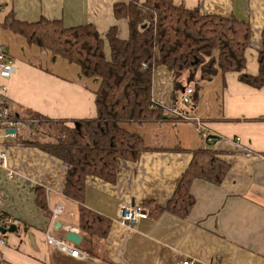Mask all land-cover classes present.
<instances>
[{
    "label": "crops",
    "instance_id": "1",
    "mask_svg": "<svg viewBox=\"0 0 264 264\" xmlns=\"http://www.w3.org/2000/svg\"><path fill=\"white\" fill-rule=\"evenodd\" d=\"M119 1L0 0V41L16 67L4 80L6 100L24 119L18 141L0 129V150L7 155V168L0 167V215L11 222L4 227L17 225V230H0V264H180L186 258L195 264H264V87L241 82L236 72H219L209 80L198 73L193 81L177 82L172 70L156 67L153 99L166 108L177 103L193 111L203 119L204 132L193 121L174 118L125 124L142 136L147 149L136 160L118 162L115 182L90 175L85 183L84 205L110 220L107 235L92 240V253L85 258L47 242V232L66 239L74 231L82 239L70 243L79 250L88 245L79 227V203L63 193L68 165L43 144L56 140L50 131L58 125L73 127L96 116L98 80L80 75L79 65L30 42L5 22L13 17L29 23L61 20L65 27L92 23L102 35L116 25L120 37L127 38L128 21L114 16ZM173 1L249 21L252 44L245 70L257 73L264 0ZM187 85L195 92L185 105L181 97ZM206 133L216 136L209 147L229 164V171L220 184L193 179L189 212L169 211L166 205L192 152L208 145ZM147 203L165 209L131 226L122 223L123 206L149 210ZM57 207L61 211L55 214Z\"/></svg>",
    "mask_w": 264,
    "mask_h": 264
},
{
    "label": "trees",
    "instance_id": "2",
    "mask_svg": "<svg viewBox=\"0 0 264 264\" xmlns=\"http://www.w3.org/2000/svg\"><path fill=\"white\" fill-rule=\"evenodd\" d=\"M113 11L117 19L128 21L127 38L120 37L116 25L102 35L92 23L65 27L61 20L43 18L29 23L13 17L5 22L30 42L79 65L80 75L98 80L96 116L80 120L73 127L62 123L64 128L56 134V140L43 144L68 165L63 193L79 203V227L88 242L80 250L86 254L92 253V240L104 238L111 224L84 205L86 178L92 175L115 182L118 162L136 160L147 149L142 136L127 130L125 124L182 119L153 99L156 67L172 70L177 82L193 81V73L200 69L202 79L209 80L219 72H236L241 82L264 87V27L258 71L251 74L245 70L246 52L252 44V27L247 20L205 14L198 7L173 0H123L114 4ZM182 111L193 114L188 109ZM212 138L216 140V136ZM206 141L208 145L192 152V161L167 210L180 215L189 212L194 204L190 193L193 179L220 184L226 177L229 164L209 147L212 142ZM39 202L44 206L43 199ZM146 206L149 216L165 209L157 204Z\"/></svg>",
    "mask_w": 264,
    "mask_h": 264
},
{
    "label": "built area",
    "instance_id": "3",
    "mask_svg": "<svg viewBox=\"0 0 264 264\" xmlns=\"http://www.w3.org/2000/svg\"><path fill=\"white\" fill-rule=\"evenodd\" d=\"M2 8L0 4V9ZM15 64L8 56V50L5 45L0 41V129L6 130V136L13 141H18L19 132L24 125V119L18 118L8 107L6 100V93L8 85L4 80L10 78L15 72ZM194 92L193 86H186L181 97L182 104H190L192 101V94ZM165 107V106H164ZM166 108V107H165ZM169 112L182 116L183 120H190L197 124L200 133L204 132V121L201 117L193 114L187 115L179 107L166 108ZM207 140L213 142V134H205ZM0 167L7 168V155L4 151L0 150ZM14 173L12 171L8 172V176L13 177ZM61 211L60 207L55 209V214ZM149 215V210L145 209L141 205H125L122 207L121 220L123 224L134 225L139 222L140 219L145 218ZM11 223L6 218L0 217V227L4 224ZM47 242L56 246L63 252H66L77 258H85L86 253L77 249L69 240L65 238H58L53 236L49 232L46 235ZM2 240H0V243ZM180 264H195V261L191 258H186L180 262Z\"/></svg>",
    "mask_w": 264,
    "mask_h": 264
},
{
    "label": "water",
    "instance_id": "4",
    "mask_svg": "<svg viewBox=\"0 0 264 264\" xmlns=\"http://www.w3.org/2000/svg\"><path fill=\"white\" fill-rule=\"evenodd\" d=\"M78 125V124H77ZM0 230L2 231V232H5V231H12V230H17V225H15V224H12L9 228H6V227H4V226H1L0 227ZM66 239L67 240H69L70 242H72V243H74L75 245H78V244H80V242H81V236L78 234V233H76V232H74V231H69L67 234H66Z\"/></svg>",
    "mask_w": 264,
    "mask_h": 264
},
{
    "label": "rangeland",
    "instance_id": "5",
    "mask_svg": "<svg viewBox=\"0 0 264 264\" xmlns=\"http://www.w3.org/2000/svg\"><path fill=\"white\" fill-rule=\"evenodd\" d=\"M195 71H197V73L195 72V73H193L194 75H198V73L200 74V69H196ZM185 107H187V106H185ZM238 120H240V121H243V120H245L244 118H239ZM59 127H55L54 129H52L50 132L51 133H55V135L56 134H59L60 133V131L64 128V125H58Z\"/></svg>",
    "mask_w": 264,
    "mask_h": 264
}]
</instances>
